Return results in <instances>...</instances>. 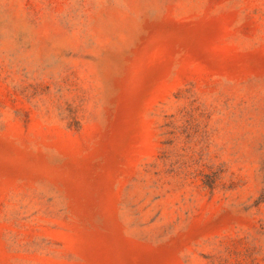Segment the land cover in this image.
I'll list each match as a JSON object with an SVG mask.
<instances>
[{
	"label": "rangeland",
	"instance_id": "374dc122",
	"mask_svg": "<svg viewBox=\"0 0 264 264\" xmlns=\"http://www.w3.org/2000/svg\"><path fill=\"white\" fill-rule=\"evenodd\" d=\"M0 264H264V0H0Z\"/></svg>",
	"mask_w": 264,
	"mask_h": 264
}]
</instances>
